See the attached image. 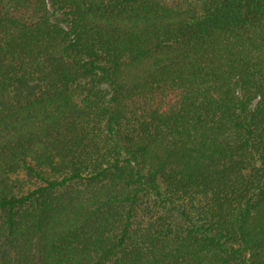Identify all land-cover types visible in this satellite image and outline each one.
I'll list each match as a JSON object with an SVG mask.
<instances>
[{"label": "trees", "instance_id": "16d2710c", "mask_svg": "<svg viewBox=\"0 0 264 264\" xmlns=\"http://www.w3.org/2000/svg\"><path fill=\"white\" fill-rule=\"evenodd\" d=\"M0 264H264V0H0Z\"/></svg>", "mask_w": 264, "mask_h": 264}]
</instances>
